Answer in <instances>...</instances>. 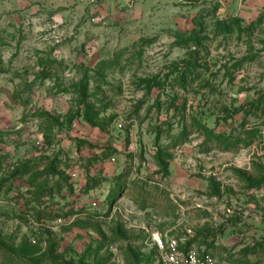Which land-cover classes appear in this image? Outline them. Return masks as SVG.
Here are the masks:
<instances>
[{
	"label": "rangeland",
	"instance_id": "374dc122",
	"mask_svg": "<svg viewBox=\"0 0 264 264\" xmlns=\"http://www.w3.org/2000/svg\"><path fill=\"white\" fill-rule=\"evenodd\" d=\"M0 69V264H264V0H0Z\"/></svg>",
	"mask_w": 264,
	"mask_h": 264
},
{
	"label": "built area",
	"instance_id": "2783aa9c",
	"mask_svg": "<svg viewBox=\"0 0 264 264\" xmlns=\"http://www.w3.org/2000/svg\"><path fill=\"white\" fill-rule=\"evenodd\" d=\"M181 243L180 238L167 233L164 237L158 233L152 234V247L156 261L160 264H225L204 248L192 245L184 249Z\"/></svg>",
	"mask_w": 264,
	"mask_h": 264
},
{
	"label": "trees",
	"instance_id": "16d2710c",
	"mask_svg": "<svg viewBox=\"0 0 264 264\" xmlns=\"http://www.w3.org/2000/svg\"><path fill=\"white\" fill-rule=\"evenodd\" d=\"M236 22H237V19H235L234 21H232L231 26H234L233 23H236ZM0 70H1V69H0ZM182 128H183V129H181V131L178 133V135H176V137H175L176 139H178V138H180V137L186 138V136H188V135L190 134L188 131H186V130H187V125H186V124H184ZM204 130H207V128L205 127ZM208 134H209L210 136H213V140H211L210 143H213V142H216V141L219 140V139H218V136L213 135L211 131H209ZM157 137H159L158 134H157ZM100 182H101L100 179H96V178H94V177H92V178L89 177V178L87 179V181H86V188H87L86 190H90V189L95 188L96 186H98V185L100 184ZM141 209H145V208H144L143 206H141ZM201 248H203V247H201ZM204 249H205V248H204ZM205 250L208 251L207 249H205ZM211 254H212V253H211ZM212 255H213V254H212ZM213 256H214V255H213ZM217 260H218V259H217ZM218 261H221V262H224L225 264H227L223 259L218 260Z\"/></svg>",
	"mask_w": 264,
	"mask_h": 264
}]
</instances>
